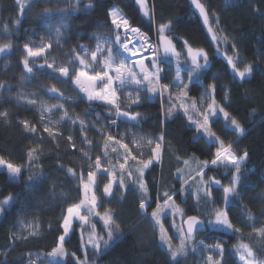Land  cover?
<instances>
[{"label": "trees", "instance_id": "trees-1", "mask_svg": "<svg viewBox=\"0 0 264 264\" xmlns=\"http://www.w3.org/2000/svg\"><path fill=\"white\" fill-rule=\"evenodd\" d=\"M88 2L89 0H81V3L76 5L74 0H26L24 13L21 16L16 0H0V43L10 40L13 45L11 52L6 55L0 54V82L11 86V91L0 92V110L10 113L8 122L0 119V157L21 165L23 169L17 181H13L7 173L0 172V200L8 194H12L15 198V202L6 207L4 214L0 216V261L6 259L7 264H27L29 257L25 255L26 253H32L30 258L37 264H47V261L54 259L46 253L57 244L58 236L61 234L62 214L67 207L77 203L81 198L79 184L67 175L65 169L72 167L80 170L87 167L86 162L80 158L79 150L82 147L87 150L88 146L81 143L82 137L78 125L73 126L70 121H65L59 127L63 136L74 137L75 149L68 147L66 139L61 138L57 143L49 139L47 133L41 131L40 114L36 107L27 106L23 99L18 101L17 95L35 94L37 100L50 105L63 102L70 115L95 122L97 128L102 124L111 123V120L107 119L109 114L104 107H99L95 103L90 105L70 84H56V87L67 97H71V100L61 101L53 97L47 92V87L56 82L50 80L43 71L36 72L32 79L26 78L21 81L23 67L20 61L23 45L29 41L39 44L40 37L47 39L49 34L54 36L56 27L67 24L66 29L62 28L65 36L63 51L59 52L55 47L52 50L57 59L63 61L65 53L77 43L94 47L95 41L87 39L93 33L108 34L97 25L107 27L110 21L106 13L113 7L119 8L133 26L148 32L153 39H156V25L171 21L174 38H183L194 48H203L208 52L212 67L205 74L204 82L207 84L212 77H218L217 100H222V86H227L231 90L227 107L242 123L245 134L238 136L230 130H225L222 122L214 125V130L226 141H232L238 153L243 151L249 153L247 167L242 169L244 175L240 183L241 194L231 198L229 206V218L241 229L242 235L206 226L205 231L198 234L193 243L199 245L200 241H204L206 246L222 243L224 253L221 264H240L234 246L241 241L260 249L261 252L257 255L264 259V255L261 254L264 253V240L254 231L264 226V15H261L264 13V0H202L219 16L220 24L211 25L213 31H217L218 35L229 37L227 47L221 48L219 52L191 0H148L153 13L151 21L143 17L135 0H98L95 8L85 11ZM65 12L68 15L62 14ZM16 19H20L18 29L14 28L12 23ZM4 24H8L9 32L4 31ZM150 24L151 30H149ZM77 37L84 39L77 40ZM174 42L180 50V42L175 39ZM233 43L239 50L240 59L253 65V73L245 81L233 79L230 68L226 66L223 53L232 55ZM168 78L170 79V76ZM196 87L199 88V85L197 84ZM141 97V104L133 106L145 117L140 127L130 129L128 125L121 124L119 128H113L111 131L125 134L126 140L130 139L129 132L151 136L159 135L161 130L165 132L162 168L152 167L145 173L149 194L155 198L158 190L174 192L180 187L176 168L183 165L177 161V155L187 158L195 152L199 159L210 160L214 149H210L203 140L193 141L192 137L195 133L190 130L191 126L185 119L173 116L162 123V101L158 97L149 99L147 93L143 92ZM125 106V104L121 105L122 108ZM25 118L36 124L39 136L24 132L22 126L16 122ZM89 128L87 135L93 141L89 155L94 156L101 151L96 145L102 141L91 128V124ZM41 136L43 155L34 159L32 165H29L27 150L36 146ZM144 152L145 155L148 154L147 149H144ZM112 155L115 156V153ZM61 164L64 168L60 167ZM196 167L197 163L190 161L189 171L192 175L195 174ZM230 174L231 170L224 168L208 172V175L215 176L225 185L229 182ZM29 176H32L31 180L28 179ZM125 182L128 191L123 196L114 186L113 196L105 197L103 185L107 180L98 174L96 190L98 204H102L103 208H110L118 217L123 237L106 250L101 249L96 255L88 249V264H169L170 255L166 248L160 245L153 222L141 213L138 191L134 190L135 186L127 179ZM212 196L213 200L207 202L202 200L199 204H196L191 196L187 197V203H182L184 196H177L176 202L187 215H199L211 220L213 207L222 206L223 192L214 187ZM246 210L251 211L253 220H248ZM21 222L24 225L38 223L40 230L34 237L29 236L26 240L15 241L13 246L11 240L13 234L23 236L27 233V228H22ZM96 223L100 232L104 234L102 224ZM169 225L170 220H165V227L173 237V244L177 245L178 234ZM8 248L13 250L5 255V250ZM65 248L68 252H75L77 256L83 258L79 228H76V232L71 235L70 242L65 244ZM200 248L198 247L195 253L189 250L187 257H181L182 264H199ZM37 254L43 255L38 257ZM66 264H74L73 258L69 256Z\"/></svg>", "mask_w": 264, "mask_h": 264}, {"label": "snow or ice", "instance_id": "snow-or-ice-1", "mask_svg": "<svg viewBox=\"0 0 264 264\" xmlns=\"http://www.w3.org/2000/svg\"><path fill=\"white\" fill-rule=\"evenodd\" d=\"M21 16L24 13L26 0H16ZM76 5L81 0H74ZM139 6L143 17L152 20L153 13L148 7V0H135ZM191 4L198 10L199 17L202 18L203 25L208 26L207 31L211 34V40L216 43V50L227 47L229 37L218 35L213 31L212 24L219 25V16L211 10L202 0H191ZM98 5V0H89L85 11H91ZM47 11V10H46ZM259 11V9H257ZM68 15L67 12L62 13ZM110 23L97 25L103 28L107 35L93 33L87 37L94 40V47H89L83 43L72 46L70 51L65 53L64 60H58L53 54V48L59 52L63 51L65 36L62 31L67 28V24H62L55 28V35L49 34L48 38L40 37V43L35 44L29 41L23 45V55L20 63L23 67L21 81L32 79L36 72L43 71L50 80L56 83L47 87V92L53 97L61 100H71L56 84L72 85L74 89L83 94L82 99H86L91 105L97 104L104 107L108 112L107 119L110 124H102L97 128L95 122L81 119L80 116L70 115L63 102L48 105L43 101L39 102L38 111L40 113V126L43 133L48 134V138L59 143V139H66L68 147L76 148V143L72 135L63 136L58 127L50 125H60L65 120L70 121L73 126L79 127L82 137L81 143L87 145L79 150L80 158L87 164L86 169L80 170L72 167L65 169L68 176L74 178L80 186L81 198L77 203L66 208L62 214L60 222L61 234L58 236L57 244L52 250L46 253L54 259L47 261V264H66L70 256L74 264H88V247L92 249L93 255L100 253L101 249H107L110 242L114 241V236L119 238L121 231L118 217L110 208H103L98 204L96 196L98 174L107 180L103 185V195L113 196L114 186L120 190L121 195L128 191L126 179L135 186L138 191V201L141 213L153 222V227L157 230L158 240L162 247L170 255L169 264H182L181 257H187L189 250L193 253L198 247L206 248L209 254L204 259V264H221L223 259V244L217 242L213 245L205 246L204 241L199 245L193 243L196 234L204 230L205 227L219 228L225 232L231 231L234 234H241V229L236 227L229 218V206L231 198L239 196L240 183L243 178L242 169L247 167L249 153L243 151L238 153L232 141H226L214 130V125L222 122L225 130H230L233 134L243 136L245 128L227 107L230 98V89L222 86V100H217L218 77H212L205 84L206 73L212 65L208 52L196 47L194 48L183 38L172 36V22H162L156 25V39L153 40L146 31L133 26L123 12L116 7L107 10ZM264 15V13H261ZM14 28L20 26V19L13 22ZM4 31L9 32L8 24L3 25ZM151 30V24L149 25ZM222 31V30H219ZM51 33V26H49ZM82 40L84 37H77ZM175 40L180 42V50L177 49ZM13 45L11 41L0 43V54L6 55L11 52ZM232 55L223 53L226 59V66L230 68L233 79L245 81L253 73V65L240 59L239 50L235 43L231 45ZM145 61L148 63L146 64ZM183 62V66H182ZM174 64V72L172 71ZM167 69V71H166ZM183 73V75H182ZM171 76V79L168 77ZM199 85V88L196 85ZM129 86H134L128 90ZM11 91V86L0 82V92ZM147 93L148 98L158 97L163 113L162 123L173 116L185 119L190 125V130L195 133L192 137L194 142L203 140L210 149L212 158L199 159L193 152L187 158L176 156L177 161L183 167L177 166L176 177L180 187L174 192L164 190L156 193L155 198L149 194L145 173L152 167L163 165V153L165 145V132L161 130L159 135L151 136L129 132L130 139H125L123 133H113V128H119L121 124H126L129 128H139L141 121L145 119L141 112L135 110L133 106H139L142 102L141 93ZM196 94L193 95L192 93ZM123 95V99L122 96ZM23 99L27 104L36 106L37 97L33 95H17V100ZM166 100V104H165ZM122 104L126 106L121 107ZM48 114L59 115V119L51 120ZM87 115V113H85ZM10 113L0 110V119L9 121ZM48 119V123L44 121ZM99 120L100 117L98 116ZM22 126L26 133L39 136L36 124L28 119H18L16 121ZM94 129L102 143L96 145L101 149L94 156L89 155L92 151L93 141L88 137L89 125ZM43 137L41 136L36 146L27 150V161L32 165L34 159L43 155L41 148ZM148 154L145 155L144 149ZM115 153V156L112 154ZM35 154V155H34ZM103 159V163H102ZM115 160V163L113 161ZM132 162L131 164L129 162ZM190 161H195L197 167L195 174L189 171ZM0 167L6 169L10 178L15 181L22 173V166L6 161L0 157ZM64 168V165H60ZM230 169V179L227 185L223 184L215 176L208 175L210 170ZM29 180L32 176L28 177ZM219 188L223 192L222 206L213 207L208 220L199 215H187L184 209L176 202L177 196H184L182 203H187V197L191 196L196 204L202 200L204 202L213 200L212 189ZM15 202L12 194H8L0 200V216L4 214L5 208ZM153 205H155L153 207ZM103 209V211H101ZM151 209V211H149ZM248 220L254 217L250 210L245 212ZM98 217L102 221L104 235L96 230L94 218ZM165 220H170V227L178 234V245L173 244V237L169 235L168 228L165 227ZM76 225L74 228L73 225ZM21 226L27 228L26 235L13 234L11 240L13 246L15 241L26 240L29 236H36L39 232V224L28 223ZM80 230V244L83 251V258L77 256L75 252H68L65 244L70 242L71 235ZM90 234L84 238V232ZM257 236L264 240V226L254 229ZM235 247V252L239 255L240 264H264V259L257 255L261 252L258 248L251 247L248 243L241 241ZM13 248L5 250V255ZM216 253L214 257L212 252ZM264 255V253H261ZM29 257L27 264H35L30 257L32 253H26ZM43 254H37L39 257ZM59 258V259H55ZM0 264H7L6 259Z\"/></svg>", "mask_w": 264, "mask_h": 264}, {"label": "rangeland", "instance_id": "rangeland-1", "mask_svg": "<svg viewBox=\"0 0 264 264\" xmlns=\"http://www.w3.org/2000/svg\"><path fill=\"white\" fill-rule=\"evenodd\" d=\"M148 7H149V9H150V4H149V2H148ZM198 11V10H197ZM208 27V26H207ZM145 63L147 64L148 62L147 61H145ZM182 66H183V62H182ZM172 71L174 72V64H173V69H172ZM182 75H183V73H182ZM170 79H171V76H170ZM134 86H129V88H128V90H131L132 88H133ZM82 94V93H81ZM83 95V94H82ZM123 95L124 94H121V96H122V99H123ZM24 103H26L24 100H22ZM39 100H38V104L36 105V106H33V105H29V104H27V106H29V107H36V109L38 110V105H39ZM45 103V102H44ZM46 104H48V103H46ZM165 104H166V100H165ZM49 106H50V104H48ZM39 112V111H38ZM40 114V113H39ZM49 116H50V118H51V120H57V119H59V115H56V114H48ZM65 121H67V120H65ZM64 121V122H65ZM49 121H48V119H46L45 121H44V123H48ZM64 122H62L60 125H50V126H52V127H61L62 126V124L64 123ZM145 149H147V148H145ZM0 172H5V173H7V171H6V169H4L3 167H0ZM8 174V173H7ZM9 175V174H8ZM19 178H20V176H19ZM19 178L17 179V180H19ZM17 180H15V181H17ZM96 221H99V218L98 217H96V218H94V221L93 222H96ZM101 224H103V222L102 221H99ZM73 227H75V224L73 225ZM96 230H97V232L99 233V234H101V235H104V234H102L101 232H100V230H99V228H98V225H97V223H96ZM26 231H27V229H26ZM90 233L86 230L85 232H84V238H85V240L87 239V237H88V235H89ZM123 237V232L122 231H120V233H119V238H116L115 236H114V241L113 242H110V244H109V247L110 246H112V245H114L115 243H117L121 238ZM178 243H179V241L177 240V245H178ZM206 246V245H205ZM88 249H91L90 247H88ZM102 249H104V248H102ZM92 250V249H91ZM106 250V249H105ZM209 254V252L207 251V249L206 248H200V253H199V259H198V262H199V264H204V259H205V257L207 256ZM212 254H213V256L215 257L216 256V253H215V251L213 250V252H212Z\"/></svg>", "mask_w": 264, "mask_h": 264}, {"label": "water", "instance_id": "water-1", "mask_svg": "<svg viewBox=\"0 0 264 264\" xmlns=\"http://www.w3.org/2000/svg\"><path fill=\"white\" fill-rule=\"evenodd\" d=\"M205 229H206V227H205ZM205 229H204V230H201V231H199V232L196 234V238H197V235H198V234H200V233H202V232H204V231H205ZM196 238H195V239H196Z\"/></svg>", "mask_w": 264, "mask_h": 264}, {"label": "built area", "instance_id": "built-area-1", "mask_svg": "<svg viewBox=\"0 0 264 264\" xmlns=\"http://www.w3.org/2000/svg\"><path fill=\"white\" fill-rule=\"evenodd\" d=\"M141 29V28H140ZM142 30V29H141ZM143 31V30H142ZM152 38V37H151ZM153 39V38H152ZM153 40H155V39H153ZM35 264H37L36 262H35Z\"/></svg>", "mask_w": 264, "mask_h": 264}]
</instances>
